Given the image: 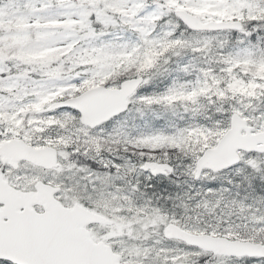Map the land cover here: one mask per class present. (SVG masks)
I'll list each match as a JSON object with an SVG mask.
<instances>
[{"label":"snow or ice","instance_id":"snow-or-ice-1","mask_svg":"<svg viewBox=\"0 0 264 264\" xmlns=\"http://www.w3.org/2000/svg\"><path fill=\"white\" fill-rule=\"evenodd\" d=\"M0 264H264V0H0Z\"/></svg>","mask_w":264,"mask_h":264},{"label":"rangeland","instance_id":"rangeland-1","mask_svg":"<svg viewBox=\"0 0 264 264\" xmlns=\"http://www.w3.org/2000/svg\"><path fill=\"white\" fill-rule=\"evenodd\" d=\"M215 183V182H214Z\"/></svg>","mask_w":264,"mask_h":264}]
</instances>
